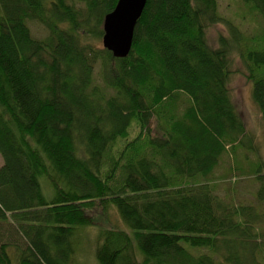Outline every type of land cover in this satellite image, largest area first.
Here are the masks:
<instances>
[{"label": "trees", "instance_id": "obj_1", "mask_svg": "<svg viewBox=\"0 0 264 264\" xmlns=\"http://www.w3.org/2000/svg\"><path fill=\"white\" fill-rule=\"evenodd\" d=\"M118 1L0 0V264H74L112 206L128 230L100 231L99 264H264V213L209 180L226 153L259 151L230 54L264 123V49L242 50L219 0H148L117 59L100 42ZM218 24L231 38L213 48ZM249 173L262 205L264 160Z\"/></svg>", "mask_w": 264, "mask_h": 264}, {"label": "rangeland", "instance_id": "obj_2", "mask_svg": "<svg viewBox=\"0 0 264 264\" xmlns=\"http://www.w3.org/2000/svg\"><path fill=\"white\" fill-rule=\"evenodd\" d=\"M249 6L242 0H219V13L231 21L244 36V40L240 43L242 50L261 51L264 49V14H259V9L254 12L253 7L250 8ZM31 27L34 34H41L39 27L36 25ZM221 35L231 38L225 25L212 26L207 32L209 45L217 48ZM100 45L103 46L102 41ZM230 57L233 59V71L235 72L230 83L233 100L248 131L252 136H255L253 145L258 147L259 151L255 153L252 148L247 146L246 148L243 147L242 150H237L235 154L226 153L209 180L215 183L218 194L233 204L255 205L261 213H264V204L259 205L255 198L258 184L253 175L249 173L254 169L258 158L264 160V123L253 99L254 84L246 78L249 72L236 46L232 47ZM2 164L3 161L0 156V167ZM112 207L113 209H108L95 225L87 226L80 231L82 236L74 264H99L96 258V248L102 229L128 230L126 224L120 220L115 211L116 208ZM97 213L98 216L101 215L100 210ZM217 264H223L222 260H217Z\"/></svg>", "mask_w": 264, "mask_h": 264}, {"label": "water", "instance_id": "obj_3", "mask_svg": "<svg viewBox=\"0 0 264 264\" xmlns=\"http://www.w3.org/2000/svg\"><path fill=\"white\" fill-rule=\"evenodd\" d=\"M148 0H119L116 8L105 17L103 47L117 59L129 56L135 29Z\"/></svg>", "mask_w": 264, "mask_h": 264}]
</instances>
